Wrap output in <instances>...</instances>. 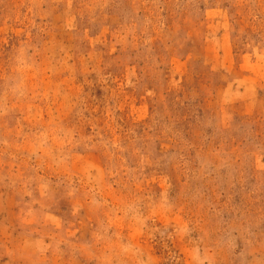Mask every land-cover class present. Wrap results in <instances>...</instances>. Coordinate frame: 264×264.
I'll return each mask as SVG.
<instances>
[{
	"label": "rangeland",
	"instance_id": "1",
	"mask_svg": "<svg viewBox=\"0 0 264 264\" xmlns=\"http://www.w3.org/2000/svg\"><path fill=\"white\" fill-rule=\"evenodd\" d=\"M0 264H264V0H0Z\"/></svg>",
	"mask_w": 264,
	"mask_h": 264
}]
</instances>
